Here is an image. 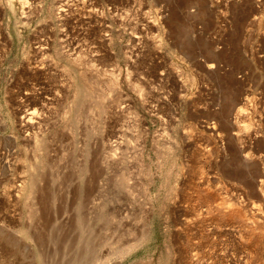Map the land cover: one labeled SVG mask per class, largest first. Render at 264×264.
<instances>
[{"label":"rangeland","instance_id":"obj_1","mask_svg":"<svg viewBox=\"0 0 264 264\" xmlns=\"http://www.w3.org/2000/svg\"><path fill=\"white\" fill-rule=\"evenodd\" d=\"M0 264H264V0H0Z\"/></svg>","mask_w":264,"mask_h":264},{"label":"bare ground","instance_id":"obj_2","mask_svg":"<svg viewBox=\"0 0 264 264\" xmlns=\"http://www.w3.org/2000/svg\"><path fill=\"white\" fill-rule=\"evenodd\" d=\"M31 114V113H30ZM28 115V114H27ZM35 116V115H34ZM34 116H33V113L31 114V116L30 117H27V121H25V126H27L28 128L30 127V128H32V126L34 125L33 123H35L34 122ZM23 124V123H22ZM24 126V127H25Z\"/></svg>","mask_w":264,"mask_h":264}]
</instances>
